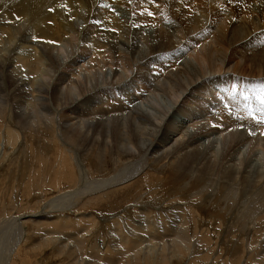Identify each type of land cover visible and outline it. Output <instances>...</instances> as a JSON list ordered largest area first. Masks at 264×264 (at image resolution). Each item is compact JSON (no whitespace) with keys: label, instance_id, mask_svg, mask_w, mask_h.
<instances>
[{"label":"bare ground","instance_id":"1","mask_svg":"<svg viewBox=\"0 0 264 264\" xmlns=\"http://www.w3.org/2000/svg\"><path fill=\"white\" fill-rule=\"evenodd\" d=\"M57 2L62 8L55 14L53 12L55 11ZM150 2L151 0H104L103 2L101 0H52L51 3H48V0H0V165L5 161L4 158L6 156H10L5 153V147L10 151L14 150V152H17L19 149H22V146L24 147L22 151L25 150V146H27L26 149H30L32 152L34 143L32 144L31 140H27V134L30 133L36 138L42 132H46V134L49 133V136L51 135L49 138H51L50 140L53 142L51 144H53L57 150V156L55 155L56 157L54 158L53 164L54 170L57 171L55 176L57 177L59 175V170L61 169L62 172L60 170L59 176L65 180L70 177L72 172L71 169H73L74 174L76 175L77 173V179L79 173L81 182H83V186H80L81 188H78L76 192L74 191V195L72 191V194H70L71 192L63 194L64 197L58 196L52 199L49 204L47 203L50 209L49 211L56 213H63L62 211L66 209V206H69V202L72 201V199L69 198L70 196H72V198L74 196L78 198L76 200H79V197L82 199L83 196L96 194L108 189L112 190V187H117L119 185V187L124 185L123 187H125V189L130 188L131 183L127 184V180H131L139 172H142L147 165L146 163H148V167L158 164L162 166L161 168L166 166L174 171V174H169L173 176L172 179H166V177H163L162 173L161 177L158 171H155V168L152 166V169L149 170L152 173L145 172L146 176L142 175L144 179H141V182L140 180L136 182L141 186L145 184L149 188L148 191L152 189L150 193L148 192L149 194H146V196L150 195V198H147L148 201L150 199V202L143 200L141 195H139L137 201L129 203L130 208L126 209L127 213L125 215L127 218L128 213H135L136 218L132 220H140H136L137 222L135 223L129 219L132 225L135 226L134 230L137 228V231L139 230L145 234H151V239H148L146 235L147 238H145L150 240V243H152L154 239H157L160 241L159 243H162L163 247L160 244L162 248L159 247L160 250L156 249V251H158L155 254L151 253L153 249H146L148 251L144 249L141 251V249L136 248L140 250V253H138V251V254L134 255L133 260L131 259L132 257H130L131 260L129 259L125 264H171L169 261L174 260L176 256H180L179 258H181L183 253H185L187 257L192 255L194 252L192 246L189 244H192L193 240L191 239V235L189 237L185 234H189L188 231L192 225L194 229H191V234L192 231H194L195 234L193 235H197V241L199 243H205L206 245L210 244L208 237L213 230V233H215V231L225 232L226 236L222 237V241H220L221 247L217 245L219 247V252L221 251L224 256L229 253H224L221 249L232 247V256H237L231 258L226 257L229 260L238 262L243 259V261H249L252 264H264V224H262L264 220V167L261 166V176L255 181V177H253L254 174L249 175L250 172H252L251 169L255 166H253L252 163L246 162V159L243 157L245 151L239 153V151L230 152L228 150L221 157V155L216 154L217 151L214 147L204 148L202 150L203 147L200 146L201 143H206V141H210L211 144H217L222 135L228 136V138L235 143L246 141L248 138H253L255 141H264V0H153L155 3V10L158 11L165 20L173 22L172 18L176 17L172 24L174 28L172 32L175 33L174 35H180L178 38L181 40L177 39L178 41L173 43L175 47H173L169 41H161L154 45L151 44L149 53L140 55L134 59L135 48H137L136 42L134 43L137 34L135 30L140 28L141 23V20L134 19V17H140L141 12L131 14V17L129 19L127 18L129 26L121 24L118 14L115 13H118L123 7L132 12L133 5ZM111 3H115V5L112 6ZM180 6H182V8L186 7V12H182L183 10ZM146 7L148 13H152L153 7ZM217 7H219V11H216ZM175 8L181 11L180 18H178L179 13ZM242 8L243 10H241ZM83 9L86 12L82 15L80 12ZM169 9H171V11H169ZM100 10H102V14L98 13ZM84 15L86 16L84 17ZM191 15L193 18L192 20L188 22L184 20L186 17L188 19V16ZM78 18L83 21L84 28H82V30H78L74 22V20H79ZM101 18H105V21L103 22ZM255 19L256 21L254 22L253 20ZM24 20L28 21V24H24L21 27L20 25L23 24ZM95 21H97V23L102 22V24H96ZM241 23L247 24L244 34L243 30H241ZM96 25L99 27L101 26L105 30L108 29L109 34L113 32L112 34L117 36L103 34L104 37L107 36L108 38L107 43L103 41L106 44H99L97 39L90 41L86 36L96 33L95 30H92L97 27ZM96 30L98 31L99 28H96ZM158 30L168 39L172 38V36H169V34L165 32V29L158 27L157 31ZM99 36H101V34H96L94 37ZM129 36L131 45L129 44L130 46L128 47L126 43L129 42ZM173 38L171 40H173ZM90 42L97 44L96 49L91 51L87 49ZM170 45L172 49H167ZM107 46H109V50L106 51ZM123 46L130 50L131 55H127L123 52L125 50L122 51V49H120ZM175 48H177V50H175ZM102 49L105 51L101 52ZM51 50L58 53L57 55L65 56V59L61 60V62L58 61L59 64L56 63L54 58H56L57 55L53 57V55L50 54ZM95 50L97 51L95 52ZM189 51L197 56L202 66L207 67L212 73L207 76L204 75L203 72L199 76L194 77L181 72V70L178 69L179 66L176 68L177 64L175 63L180 59V53H187ZM87 52L97 54L100 60L88 59L90 55H88ZM247 52H250V54L245 55ZM83 56H87L85 57L87 61L84 60L82 62ZM235 57L243 63L238 68L232 67V59ZM255 57L258 58L250 62V59ZM77 63H82L80 65L82 70L80 69L81 71L73 72V67ZM112 66L118 69L112 76V80L114 79L115 82H112V80L107 82V80H105L103 83H99L89 78V81L84 79L80 80L79 78L82 71L90 75L92 70L98 72L103 68L109 69ZM170 69L177 70L175 72L178 75L177 79L173 75H170L171 73H168ZM117 72L121 74L118 75ZM182 75H184L186 79L182 80ZM246 77L254 79L248 81L244 79ZM127 80L129 81L127 82ZM161 81H163V83H160ZM81 83H85L87 86L82 87ZM132 85L135 87H131ZM225 87L230 95L234 97L233 117L235 125L230 128L222 129L220 127L207 126L208 130H206V123H203L204 118H211L210 114H212L214 109L223 110L225 100L229 97L226 92H221ZM6 90L7 92L10 90V92L6 93ZM216 92L220 93L216 94ZM147 94L149 96H147ZM150 95H152L153 98H151ZM207 95H213L214 98L208 99ZM163 96H166L170 102V105L167 107L165 106L167 110L166 116H150V114L144 113L143 109L134 106L136 102L142 103L143 101H147L146 98H150L152 101L156 99L153 109L154 111L156 109L158 111V109L162 107H160L161 103L157 102V99L161 97L162 102H164L165 99H162ZM45 97H47V100H45ZM47 103L48 105H46ZM178 115L184 116V121L182 120L183 122L180 123L182 127L179 132H177L173 124ZM228 122L231 124L233 120L228 118ZM225 130L227 131L225 132ZM200 135H202V137L199 138L198 136ZM42 137L40 138H45ZM209 137H212V139ZM202 139L205 140L202 141ZM38 140L37 142H39ZM44 140H42V142ZM27 144L30 145L29 148ZM229 144H231V142ZM38 145L40 144L38 143ZM51 146L47 148L54 149V147ZM39 147L42 148L45 146L42 145ZM260 147L264 152V142L260 144ZM47 148H44L46 154L50 151V149L48 151ZM22 151L20 153L18 152L20 156ZM248 152L251 153V151ZM34 154L36 155V153ZM214 154H216L215 157L218 160H221L222 166L227 167L225 171H222L220 166L214 164L212 160ZM17 156L19 155H16V157ZM20 156L18 158H20ZM95 156L96 158H91ZM108 156L111 158L110 160L113 165L112 170L114 172L111 173L112 171L110 170V176L108 175L109 173L107 174V172H105L108 177L103 178L100 176V178H96L93 176L95 179H90L89 176L92 174L95 175L96 171H91L92 173H90V163L87 164V159H92V161L89 160L92 162L91 165H93L96 170H99L106 165L105 161H108ZM33 160L35 159L33 158ZM43 160L39 161L42 164L46 163L43 166L42 172L44 176V167L47 168L49 160L45 162ZM120 162H122L121 165L123 166L117 168L116 166H120ZM4 165L5 164H3V166ZM22 165L25 166V163ZM235 167H237V169ZM27 168L26 171L28 172ZM68 168H71V172ZM104 168L105 167H103V169ZM115 168L117 169L115 170ZM19 169L21 171L22 168ZM102 171L99 170V173L102 174ZM17 172L19 173L18 168ZM17 172L16 174H18ZM30 172L32 173V171ZM168 173L169 171H167V175ZM8 175L11 176V174H7L8 178ZM46 175L48 174L46 173ZM15 177L16 176H14V181ZM211 179L214 180L211 181ZM21 180L25 182V178ZM87 180H89V182ZM168 185H171L172 189L175 190L174 194L170 193L171 196L169 201V194L167 193L169 190L166 188ZM132 186L135 187L136 185L132 184ZM141 186L136 189L137 192L143 189ZM68 187L70 186L68 185ZM203 187L206 190H204ZM36 189L37 188H35V190ZM7 190L9 191L10 189ZM128 193H130V190ZM128 193L123 195L128 196ZM160 193L165 195L161 198L158 197L159 200L157 198L155 202L161 204V206L154 207L155 205L152 204L151 201L153 200H151V197ZM38 194L39 193H37V195ZM39 196L37 197L39 198ZM143 197L145 198L144 195ZM15 199L17 198L15 197ZM45 205L46 204H44V206ZM208 206L214 207L215 210H207V212L206 209L209 208ZM187 207L189 208L187 209ZM178 212H180V215H178ZM121 214L122 213H120V215ZM155 214L161 215L160 219L158 218L159 220H156ZM46 215H48V213ZM187 216L190 218H187ZM82 219L83 218H81V220ZM120 219H116L113 223H116L117 226L118 224L120 225ZM184 219L191 220V225L184 223ZM61 220H63V218ZM61 220L34 221V219H30L29 222L32 221L37 229L41 226H45L46 230L43 229V231H41H45L43 234L44 236H52L68 230H74L75 232L73 234H75V236L77 235V237H70V239L76 243L80 250L84 252L87 251L86 253L89 254L91 253L95 258L101 257L102 260L109 259V263H112L110 260L118 259H115L114 256L116 252H114V255H111L113 252L110 253L111 251H108L111 244L109 246L108 244H104L106 242L100 244V241H98L97 244V240L96 242L92 240L96 232L92 233L93 235L90 233V237L87 240H83V237L81 238L79 236L82 234L84 236V233H88L86 228L81 226L82 222L77 230H75L74 228L71 229L69 226L70 223ZM91 222L89 224H91ZM97 223L96 228L98 226ZM98 224L99 226L102 225L100 223ZM49 225H52V227L48 229L47 227ZM77 225H75V227ZM111 225L115 226L113 224ZM1 226H3V224ZM119 227L121 228L122 226ZM19 229L20 228L17 227L14 231L9 229L5 238L2 239L3 242L2 244L0 243V264H14L11 261V257L14 253L16 254L15 257H20L18 256L20 252L16 251V247L20 245V243H22L21 245L27 243L29 231L26 227L22 229V231ZM126 229L127 228H125V230ZM209 229H212V231ZM0 230L2 231L1 228ZM125 230L123 228V233L127 231ZM161 231L163 234H161ZM111 232L115 234V232ZM128 232L132 233L130 231ZM123 233L119 230V233L116 234L120 236V234ZM3 235L4 234H2V236ZM220 235L221 234L218 236ZM98 236L101 235H95V237L100 240ZM162 236L164 237L162 238ZM228 237H231L230 239L236 238L237 241L239 239L242 243L245 242L246 246L248 244L251 246L242 248L238 243L232 242L231 244L230 241H227V239H229ZM51 238L50 240L46 239L39 245L38 243L31 245V247H39L38 253H43L45 249L51 248V252L56 253L58 258H69L66 264H76L75 260L73 262V252L69 251L63 244L58 243L56 239V241H53ZM104 238L106 239V236ZM164 238H167L166 240H169L170 243L168 244L166 241L161 242L164 241ZM146 239L145 241H147ZM218 239L219 238L214 240L219 241ZM41 240L42 239H40V241ZM157 240H155V242ZM214 240L212 243H216ZM62 241L64 243L63 239ZM126 243L127 242H125V245ZM129 243L131 242L129 241ZM148 243L149 241H147L146 244ZM182 243L187 244L186 247H183ZM11 245L13 246L11 247ZM125 245L124 247H126ZM129 245L127 246L129 247ZM155 245H153L152 248ZM212 245H214V248H217V245ZM106 246H108V249ZM143 246L146 245L143 244ZM124 247L122 249H125ZM21 249L22 248H20L19 251H21ZM74 249L75 248H72V250ZM195 249H197V247ZM132 250L135 251L133 248ZM248 250L250 254L246 252ZM125 251L126 250H124V252ZM168 251L169 253H167ZM9 252L13 254H9ZM131 253L129 252L128 254L130 255ZM125 255L127 256V254ZM84 256H86V254ZM203 257L206 259L208 258L206 255ZM21 259V264H28V261H26L27 257H22ZM213 259H215V257ZM221 260L223 261V258H221ZM207 262L210 261L207 260ZM229 263L231 264V261ZM217 264H219V262H217ZM241 264H243V262Z\"/></svg>","mask_w":264,"mask_h":264},{"label":"rangeland","instance_id":"2","mask_svg":"<svg viewBox=\"0 0 264 264\" xmlns=\"http://www.w3.org/2000/svg\"><path fill=\"white\" fill-rule=\"evenodd\" d=\"M51 1L52 0H48V3H51ZM102 2L104 1V0H101ZM38 3V2H37ZM177 3V2H176ZM42 4V3H41ZM112 4V6H114L115 5V3H111ZM43 5H45V4H43ZM146 6H152L153 7V11H152V13H148V9H147V7ZM61 8H62V6H60L59 5V3L57 2L56 3V7H55V11L53 12V13H55V14H57V12H59L60 10H61ZM180 8L183 10L182 12H186L185 10H186V7H183L182 8V6H180ZM175 9H177L178 10V13H179V17L178 18H180L181 17V14H180V10L178 9V8H175ZM217 10L216 11H219V7H217L216 8ZM241 10H243V8L241 9ZM83 11V12H82ZM169 11H171V9H169ZM84 12H86L84 9L83 10H81V14L83 15L84 14ZM120 12V13H119ZM137 12H141V15H140V17L139 16H135L134 17V19L136 18V19H139V20H141V23H140V28H142V29H140V28H138V27H135V28H138V29H136L135 30V32L137 33L136 34V38H135V40L136 41H134V43L135 44H137L136 45V47L137 48H135L136 49V51H135V57H134V59L135 58H137V57H139L140 55H143V54H147V53H149V50H150V45L152 44V45H154V44H156V43H158V42H161V41H166V42H168L169 41V43L170 44H172V46L173 47H175L174 45H173V43L174 42H176V41H178V40H181L180 38H178V37H180V35H174L175 33H173L172 32V30L174 29L173 27H172V24H173V22L175 21V18L176 17H173L172 18V21L173 22H170V21H167V20H165L159 13H158V11H156L155 10V3L153 2V0H151V2L150 3H144V4H141V3H139V4H136V5H133V9H132V12L131 11H128L127 10V8H121L119 11H118V13H115V14H118V16H119V19H120V21H121V24H125L126 26H129L128 25V19L131 17V14H135V13H137ZM98 13L99 14H102L103 12H102V10H100V11H98ZM127 13V14H126ZM229 15H232V14H229ZM86 15H84V17H85ZM114 16V15H113ZM125 16V17H124ZM127 16V17H126ZM128 18V19H127ZM79 19V18H78ZM98 19H100V18H98ZM101 19H103V22L105 21V18H101ZM127 19V20H126ZM193 18H192V15L191 16H188V19H187V17L184 19L185 21H190V20H192ZM228 19V18H227ZM257 19V18H256ZM256 19L255 20H253L254 22L256 21ZM126 20V21H125ZM79 21V22H78ZM146 21V22H145ZM74 22H75V24H76V26H77V28H78V30H82V28H84V25H83V21H82V19H79V20H74ZM96 22V24H102V22H98L97 23V21H95ZM94 22V23H95ZM145 22V23H144ZM93 23V24H94ZM130 23V22H129ZM258 23V22H257ZM24 24H28V21H26V20H24L23 21V24H21L20 26L22 27ZM131 24V23H130ZM152 24H154V25H152ZM139 25V24H138ZM245 25V26H244ZM247 24H243V23H241V30H243V34H244V31L246 30V26ZM93 26V25H92ZM97 27V29L99 28V30L97 31L96 30V28H93L92 30L94 31H96V33H93L92 35L90 34V35H88V36H86L87 38H89V40L90 41H92L93 39H97V41H98V43L99 44H106L107 43V41H108V38H107V36L106 37H104V35H115V34H112L113 32H110V34L108 33L109 32V30L108 29H103L101 26L99 27L98 25H96ZM160 27V28H163V29H165V32L166 33H168L169 34V36H172V38H173V36H174V38H173V40H171L172 38H170V39H168L163 33H161L160 32V30H158L157 31V29H158V27ZM122 30V29H121ZM126 30H128V29H126ZM129 31V30H128ZM81 33V32H80ZM96 34H101V36H99V37H94ZM104 34V35H103ZM143 35V36H142ZM94 37V38H92V37ZM115 36H117V35H115ZM126 37V36H125ZM129 42L128 43H126V45L129 47L130 45H131V42H130V36H129ZM178 39V40H177ZM175 40V41H174ZM103 41H106V43H104ZM29 42H30V40H29ZM31 44V43H30ZM130 44V45H129ZM96 46H97V44L96 43H89L88 44V46H87V49H89V51H91V50H93V49H96ZM126 47H121L120 49H122V51L123 50H125V51H123L124 53H126L127 55H131V53H130V50L129 49H125ZM169 48H171L172 49V47H171V45L167 48V49H169ZM107 50H109V46H107L106 47V51ZM175 50H177V48H175ZM97 50H95V52H96ZM105 50H101V52H104ZM94 52V51H93ZM93 52H87V54L88 55H90L89 56V58L88 59H91L92 58V60L93 59H95V60H100V58L98 57V55L97 54H94ZM196 52H198V51H196ZM51 55H53V57L55 56V55H57L58 53H56L54 50H51V53H50ZM246 54H250V52H247V53H245V55ZM82 55V54H81ZM116 55H118V54H116ZM191 55V56H190ZM59 56V57H58ZM58 57V58H57ZM85 57H87V56H85ZM85 57L83 56V58H82V62L84 61V60H86L85 59ZM180 59L175 63V64H177V67L176 68H178V66H179V70H181V72H184V73H186V74H188V75H192V76H194V77H197V76H199L201 73H203L204 72V75H209L210 73H212V72H210L208 69H207V67H204V66H202V64L200 63V61H199V59H198V57L197 56H195V55H193V53L191 52V51H189V52H183V53H180ZM183 57V58H182ZM59 58H60V60H59ZM258 57H255V58H252V59H250V62H252L254 59H257ZM55 59V61H56V63H58V61H60L61 62V60H63V59H65V56H61V55H57L56 56V58H54ZM233 61L234 60H236V61H232V67L234 66V67H240L243 63L242 62H240L238 59H236V57L235 58H233L232 59ZM87 61V60H86ZM59 64V63H58ZM82 63H77L74 67H73V72H77V71H81L82 70V68L80 67V65H81ZM181 66V67H180ZM247 67H249L248 65H246ZM80 67V68H79ZM113 67V66H112ZM110 67L109 69L108 68H103L101 71H98V72H96V70L94 71V70H92V73L89 75V74H87V72H85V71H82L81 73H80V75H79V78H80V80H88L89 81V79L91 80H93V81H97V82H99V83H103L105 80H107V82H109V81H111L112 80V76L114 75V73L116 72V71H118V69H116L115 67ZM79 68V69H78ZM81 69V70H80ZM177 70H173V69H170L169 70V72L168 73H171L170 75H173L176 79H177V74L175 73ZM96 73V74H95ZM173 73H175V74H173ZM117 74L119 75V74H121L120 72H117ZM90 76H92V77H90ZM96 76V77H95ZM107 77V78H106ZM89 78V79H88ZM256 78V77H255ZM184 79H186V77L184 76V75H182V80H184ZM245 80H248V81H252L254 78H244ZM129 80H127V82H128ZM112 82H115V80L113 79L112 80ZM160 83H163V81H161ZM82 84V87L83 86H87L85 83H81ZM131 87H135L134 85H132ZM157 88V87H156ZM84 89V88H83ZM8 92H10V90L8 91ZM7 92V90H6V93H8ZM131 92H134V91H131ZM221 92H226L227 94H228V98L225 100V105L223 106V110H219V109H214L213 110V112H212V114H210L211 115V118H209V117H206V118H204V121H203V123H206V125H205V129L206 130H208V128H207V126H212V127H220L221 129L222 128H230V127H232V126H234L235 125V123H234V117H233V114H234V108H233V101H234V97L233 96H231L230 95V93H229V91L227 90V88L225 87V88H223L222 90H221ZM218 93H220V92H216V94H218ZM147 96H149L148 94H147ZM150 97L151 98H153V96L152 95H150ZM200 97V96H199ZM165 99L164 100V102H162V100H161V97H160V99H157V102H159V103H161V105H160V107H162V108H160V109H158V111H157V109L154 111V109H153V106L155 105V103H156V99H153V101H152V99L150 100V98H146L147 99V101H143L142 103H135L134 104V106H137V107H139V108H141V109H143V112L144 113H146V114H150V116H157V117H161V115L162 116H166V112H167V110H166V108H165V106L167 107L168 105H170V102H169V100H168V98L165 96H163L162 97V99ZM207 98L208 99H213L214 98V96L212 95V96H209V95H207ZM191 99V98H190ZM45 100H47V97H45ZM150 100V101H149ZM161 101V102H160ZM188 101V100H187ZM139 102V101H138ZM148 102V103H147ZM150 102V103H149ZM155 102V103H154ZM191 102V101H190ZM190 102H187V103H190ZM137 104V105H136ZM144 104V105H143ZM165 104V105H164ZM46 105H48V103L46 104ZM207 109V108H206ZM264 110V109H263ZM184 116H181V115H178L177 117H176V120L173 122V124H174V126L176 127V129H177V132H179V130L181 129V122H183L184 121ZM228 118H230V119H232L233 120V122L230 124L229 122H228ZM183 120V121H182ZM186 121V120H185ZM188 121H189V119H188ZM253 122V121H252ZM254 123V122H253ZM255 124V123H254ZM211 131H213V130H211ZM227 130H225V132H226ZM16 132V131H15ZM15 132H14V134H15ZM197 134H198V132H197ZM41 135V136H40ZM48 135V136H47ZM27 140L28 141H30L31 140V143L33 144V150H32V152H31V150L30 149H26L27 148V146H25V150H23L22 151V149H24V147L22 146L21 148L22 149H19L17 152H14V150H9L7 147H5L4 149H5V153H7L8 155H10V156H6L5 158H4V160L5 161H3L2 162V165H0V175L3 177V176H5V177H1L0 176V228L2 229V231L0 230V243L2 244V242H3V240L2 239H4L5 238V236L7 235V233L9 232V229H12L13 231L16 229V227L17 228H20L19 230L20 231H22V229H24L25 227L26 228H28V236H29V239L27 240V243L24 245H21L22 243H20V245H17V247H16V251H18V252H20V253H18V256H20L21 258L22 257H27V260L26 261H28V264H29V262H30V264H66V262L68 261V259L66 258V257H63V258H58L56 255V253H54V252H51V248L49 249V248H47V249H45L44 251H43V253L42 252H40V253H38L39 252V247H31V245H34V244H37L38 243V245L39 244H41V242H43V241H45L46 239H49L50 240V238L51 239H53V241L56 239L57 240V242L58 243H61V244H63L67 249H69V251H72L73 252V262H74V260H75V262H76V264H79V263H82V264H99V263H101V264H105V263H107V264H113V263H115V264H125L127 261H129V259H130V257H132L131 259L133 260V257H134V255H137L138 253H140V250H137V249H141V251H143L144 249L146 250V249H148V250H152V254H155L157 251H156V249H159L160 250V248H162L163 246H162V243H159L160 241L159 240H157V239H154V241L153 242H155V240H157L154 244H152V243H150L151 241L150 240H148V239H151V234H145L144 232H142V231H137V228L134 230V225H132V222L131 221H134L135 223L137 222L136 220H140V219H136V220H132V219H135L136 218V214L135 213H132V212H130V211H128V212H130V213H128V216H127V218H126V213H127V208H130V205H129V203H131V202H134V201H137L138 200V196L139 195H141V198L143 199V200H145V201H148V199L147 198H150V195H147L146 196V194H149L151 191H152V189L150 190V191H148V187L145 185V184H142V186L141 185H138V183H136V182H138L139 180H140V182H141V179L143 180L144 179V177L142 176V175H145L146 176V174H145V172H150V173H152L151 171H149L150 169H152V166H153V168H155V171L157 170L158 171V173L161 175V173H162V175H163V177H166V179H168V180H171L172 179V175H169L170 173L171 174H174V171H172V169H170V168H167L166 166H164L163 168H161L162 166L161 165H150L149 167H148V163H146L147 165L145 166V169H143V171L142 172H139L137 175H135L131 180H127L128 182H127V184H130L131 186H130V188H128L129 190H130V193H128L129 192V190L126 188L125 189V187H123V186H121V187H119V186H115V187H112L113 189L112 190H110V189H108V190H104L103 192H104V194H103V192H99L100 193V195H99V193H96V194H90V195H87V196H83L82 197V199H81V197H79V200H76V199H78V198H75L74 196H73V198H72V196H70L69 198H71L72 199V201L71 202H69V206H66V211L64 210V211H62L63 213H61V212H50L49 210V207L47 206L50 202H51V200L52 199H54V198H56V197H58V196H61V197H64L63 196V194H67V193H70V194H72V191H73V195L75 194L74 193V191L76 192V190L78 189V188H81L80 186H83V182H81V178H80V175H79V173H78V179H77V173H76V175L74 174V170L73 169H71V168H68V170L71 172V170H72V172H71V174H70V177H68V178H66L65 180L64 179H62L59 175H60V170H59V175L56 177L55 176V173L57 172V171H55L54 170V168H53V164H54V158L57 156V150H56V148L54 147V145L53 144H51V143H53L52 142V140H50L51 138H49V137H51V135L49 136V133H47L46 134V132H42L41 134H39L38 135V137H36L35 138V136H33L32 134H30V133H28L27 134ZM31 136V137H30ZM37 136V135H36ZM42 137V138H44V139H41L40 137ZM30 137V138H29ZM33 137H34V139H33ZM199 138L200 137H202V135H200V136H198ZM38 138H39V140H38ZM47 138H48V141H47ZM210 139H212V137H209ZM34 140V141H33ZM35 140H36V142H37V140L39 141V142H35ZM41 140V141H40ZM42 140H44L43 142H42ZM49 140H50V142H49ZM205 139H202V141H204ZM207 140V139H206ZM33 141V142H32ZM45 142H46V145H45ZM49 142V143H48ZM213 142V141H212ZM231 142V144H229ZM262 142H264V141H255V140H253V138H248V140H244V141H241V142H239V143H235V142H232L229 138H228V136H225V135H222L221 137H220V139H219V141H218V143L217 144H211L210 143V141L208 142V141H206V143H201V147H203L202 148V150L204 149V148H213L214 147V149L217 151V153L216 154H218V155H221V157L224 155V153L226 152V151H230V152H236V151H239V153H242L243 151H245V153L243 154L244 156V158L246 159V162H248V163H252L253 164V166H255V167H253V169H251V171L252 172H250V174L249 175H253V177H255V181H257L258 179H259V177L261 176V173H262V167H264V152H263V150H262V148L260 147V144L262 143ZM38 143L40 144V145H38ZM35 144H37V145H35ZM49 144V145H48ZM28 145V148H29V144H27ZM45 146V147H39V146ZM52 145V146H51ZM54 147V149L53 148H47V147ZM39 147V148H38ZM44 148L46 149L47 148V150L49 151V149H50V153L48 152L47 154H46V150H44ZM36 149V150H35ZM43 151H42V150ZM29 150V151H28ZM53 150V151H52ZM55 150V151H54ZM208 150V149H207ZM206 150V151H207ZM22 151V153H21V156H20V154H18V152L20 153ZM26 151V152H25ZM38 151V152H37ZM248 151H251V153L250 152H248ZM11 152H13V153H11ZM25 152V153H24ZM10 153V154H9ZM34 153H36V155L34 154ZM40 155H38V154ZM43 154V155H41V154ZM250 153V154H249ZM13 154V155H12ZM25 154V155H24ZM46 154V155H45ZM53 154V155H52ZM216 154H214L213 155V162H214V164H217L218 166H220L221 167V169H222V171H225L226 169L225 168H227V167H223L222 166V162H221V160H218L216 157H215V155ZM16 155H19L20 156V158H18L19 156H17L16 157ZM24 155V156H23ZM56 155V156H55ZM93 155V154H92ZM256 155H261V156H256ZM27 156V157H26ZM41 156H42V158H41ZM46 156V157H45ZM12 159H11V158ZM22 157H23V159H22ZM29 157H31V158H29ZM52 157V158H51ZM33 158L35 159V160H33ZM38 158V159H37ZM91 158H96V156L95 157H91ZM7 159V160H6ZM11 159V160H10ZM14 159H16V160H14ZM19 159V160H18ZM37 159V160H36ZM43 159H46V160H43ZM50 159H51V161H50ZM111 158L108 156V158H107V160L108 161H105V163H106V165H104L103 167H105V168H107V169H103V167H101L99 170H103L102 172L104 173H99V170L97 169L96 170V168L93 166V165H91L92 164V162H90V161H92V159H87L88 161H86L87 162V164H89V167H90V173H92L93 171H96L94 174L95 175H91V176H89L90 177V179H95L94 177H98V178H100V176L101 177H108L107 176V174L110 176L111 174H110V172L111 173H113L114 171L112 170L113 169V165H112V161L110 160ZM13 160V161H12ZM22 162H21V161ZM27 160V161H26ZM39 160H43L44 162L45 161H48V163L49 164H47V168L46 167H44V176H43V174H42V172H43V166H44V164H46V163H44V164H42ZM53 160V161H52ZM90 160V161H89ZM17 161H18V164H17ZM19 161H20V163H19ZM26 161V162H25ZM36 161V162H35ZM6 162V163H5ZM9 163H11V164H9ZM24 164L25 163V166L24 165H22V164ZM37 163H38V166H37ZM108 163V164H107ZM3 164H5L4 166H3ZM21 166H20V165ZM26 164H27V166H26ZM31 164V165H30ZM32 164H34V165H32ZM40 164V165H39ZM120 164V166L119 165H117L116 167L118 168V167H121V166H123V165H121L122 164V162H120L119 163ZM19 165V166H18ZM29 165V166H28ZM110 165V166H109ZM35 166H36V168H35ZM52 167V169H51V167ZM107 166V167H106ZM229 166H230V164H229ZM262 166V167H261ZM5 167V168H4ZM13 167V168H12ZM28 167V168H27ZM3 168H4V171L2 172V170H3ZM17 168H18V171H19V173L17 172ZM19 168H22L21 169V171H20V169ZM25 170H24V169ZM26 168L28 169V172L26 171ZM41 168V169H40ZM117 168H115V170L117 169ZM236 169H237V167H235ZM6 169V170H5ZM71 169V170H70ZM159 169V170H158ZM161 169H162V171L163 170H165V171H161ZM170 169V170H169ZM13 170V171H12ZM37 172H36V171ZM42 170V171H41ZM53 170H54V173H53ZM111 170V171H110ZM27 173H26V172ZM30 171H32V173L30 172ZM92 171V172H91ZM167 171H169V173H168V175H167ZM171 171V172H170ZM255 171V172H254ZM5 172H6V174H5ZM9 172H11V173H9ZM16 172L18 173V174H20V175H18V174H16ZM61 172H62V170H61ZM105 172H107V174L105 173ZM254 172V173H253ZM2 173V174H1ZM23 173V174H22ZM27 175H26V174ZM31 173V174H30ZM36 173V174H35ZM46 173L48 174V175H46ZM256 173V174H255ZM7 174H11V176L10 175H8L9 176V178L7 177ZM30 174V175H29ZM98 174V175H97ZM100 174V175H99ZM106 174V175H105ZM159 174H158V176H159ZM167 176H166V175ZM26 176V177H24V176ZM47 177H46V176ZM54 175V176H53ZM97 175V176H96ZM103 175H105V176H103ZM162 175H161V177H162ZM14 176H16L15 177V181H14ZM18 176V177H17ZM20 176V177H19ZM74 176H76V177H74ZM94 176V177H93ZM13 177V178H12ZM21 177H24L25 178V182H24V180H21V179H24V178H21ZM27 177H28V179H27ZM31 177V178H30ZM40 177H41V182H40ZM44 177V178H43ZM91 177H93V178H91ZM169 177V178H168ZM8 180H7V179ZM13 180H12V179ZM38 178H39V180H38ZM48 178V179H47ZM71 180H70V179ZM3 179V180H2ZM6 179V180H5ZM36 179V180H35ZM50 179V180H49ZM75 179H77V180H75ZM89 179V180H90ZM20 182H19V181ZM74 180H75V182H74ZM89 180H87L88 182H89ZM214 179H211V181H213ZM13 181H14V184H13ZM44 181V182H43ZM69 181H71V182H69ZM91 181V180H90ZM4 182V183H3ZM8 184H7V183ZM16 182V183H15ZM19 182V183H18ZM21 182H22V184H21ZM43 182V183H42ZM69 182V183H68ZM87 182V183H88ZM135 182V183H134ZM27 185H26V184ZM38 183V184H37ZM40 183V184H39ZM68 183V184H67ZM82 183V184H81ZM84 183H86V182H84ZM143 183V182H142ZM11 184V185H10ZM21 184V185H20ZM32 184V185H31ZM43 184V185H42ZM77 184H78V187H77ZM132 184H134V185H136L135 187L134 186H132ZM2 185H4V186H2ZM40 185V186H39ZM68 185L70 186V187H68ZM203 185V184H202ZM55 186V187H54ZM139 186H141L143 189L142 190H140L139 192H137V188L139 187ZM2 187V188H1ZM6 187V188H5ZM11 187H14V188H11ZM39 187V188H38ZM42 187H43V189H42ZM45 187V188H44ZM75 187V188H74ZM119 187V188H118ZM133 187V188H132ZM145 187H147V188H145ZM171 187V188H170ZM5 188V189H4ZM35 188H37L38 190H40V191H38L37 189L35 190ZM114 188H117V189H114ZM167 190H169V191H167V193L169 194V198H168V201H169V199H170V196H171V194L170 193H173L174 194V192H175V190H173L172 189V186L171 185H168L167 187ZM7 189H10L9 191L7 190ZM26 189V190H25ZM32 189V190H31ZM43 191H42V190ZM124 189V190H123ZM203 189L204 190H206L204 187H203ZM18 190V191H17ZM25 190V191H24ZM127 190V191H126ZM5 191V192H4ZM28 191V192H27ZM42 191V192H41ZM47 191V192H46ZM55 191V192H54ZM107 191V192H106ZM119 191V192H118ZM133 191V192H132ZM136 191V192H135ZM144 191V192H143ZM9 192V193H8ZM11 192V193H10ZM46 192V193H45ZM117 192V193H116ZM149 192V193H148ZM233 192H235V191H233ZM31 193V194H30ZM34 193V194H33ZM37 193H39L38 195H37ZM41 193H43V194H41ZM45 193V194H44ZM49 193V194H48ZM51 193V194H50ZM120 193V194H119ZM125 193H128L129 195L128 196H125V195H123V194H125ZM139 193V194H138ZM142 193V194H141ZM10 194H11V196H10ZM16 194V195H15ZM48 194V195H47ZM98 194V195H97ZM103 194V195H102ZM115 194V195H114ZM32 195V196H31ZM36 195V196H35ZM40 195V196H39ZM111 195H113V196H111ZM143 195L145 196V198L143 197ZM163 195H165V194H162V193H160V194H157V195H155V196H152L151 198V200H153V201H151L152 202V204L153 205H155L154 207H160L161 206V204H158L157 202H155L156 201V199L159 197V198H161ZM34 196V197H33ZM37 196H39V198L37 197ZM46 196V197H45ZM103 196H104V198H103ZM173 196V195H172ZM3 197V198H2ZM15 197L17 198V199H15ZM44 197V198H43ZM122 197H123V199H122ZM125 197V198H124ZM136 197V198H135ZM159 198H158V200H159ZM103 201H101V200ZM108 199V200H107ZM121 199V200H120ZM75 200V201H74ZM90 200H91V205H90ZM97 200V201H96ZM99 200H100V203H99ZM16 201V202H15ZM162 201V200H161ZM168 201H166V202H168ZM43 204H42V203ZM76 202V203H75ZM78 202V203H77ZM96 202H97V204H96ZM118 202V203H117ZM148 202H150V199H149V201ZM154 202V203H153ZM162 202H164V201H162ZM48 203V204H47ZM72 203V204H71ZM89 203V204H88ZM93 203V204H92ZM99 203V204H98ZM108 203V204H107ZM156 203V204H155ZM160 203V202H159ZM44 204H46L45 206H44ZM106 204H107V206H106ZM125 204V205H124ZM75 207H74V206ZM103 205V206H102ZM157 205V206H156ZM97 206H99V207H97ZM123 206V207H122ZM129 206V207H128ZM174 206V205H173ZM212 206V205H211ZM211 206H208L209 208H207L206 209V211L208 210V211H213V210H215V208L214 207H211ZM44 207H47V208H44ZM70 207V208H69ZM175 207V206H174ZM190 207V206H189ZM189 207H187V209L189 208ZM41 208H42V210H41ZM213 208V209H212ZM46 209V210H45ZM155 209V208H154ZM157 210V209H156ZM166 210H167V208H166ZM165 210V211H166ZM124 211V212H123ZM188 211V210H187ZM207 211V212H208ZM42 212V213H41ZM157 212V211H156ZM41 213V214H40ZM48 213V215H46ZM55 213V214H54ZM60 213V214H59ZM120 213H122L121 215H120ZM123 213H124V215H123ZM22 214V215H21ZM63 214V215H62ZM133 214V215H132ZM34 215V216H33ZM37 215V216H36ZM39 215V216H38ZM52 215H54V216H52ZM56 215V216H55ZM114 215V216H113ZM178 215H180V212H178ZM83 216V217H82ZM112 216V217H111ZM124 216V217H123ZM131 216H132V218H131ZM135 216V217H134ZM155 218H156V220H159L160 219V217H161V215H156L155 214ZM60 217V218H59ZM77 217V218H76ZM107 217V218H106ZM114 217V218H113ZM120 217H121V219H120ZM29 220H28V219ZM43 218V219H42ZM63 218V220L64 221H67L68 223H70V227H71V229L72 228H74L75 230H77V228L80 226V223H81V226L82 227H84V228H86V231L88 232V233H84V236H83V234L82 235H79L83 240H87L89 237H90V233L92 234V233H95L96 232V234H94V237H93V239L92 240H94L95 242H96V240H97V244H98V241H100L101 243L100 244H102V243H104V242H106V243H104L105 245H107L108 244V246L111 244V245H113V246H109L110 248H111V250H110V248L108 249V246H106L107 247V249H108V251L110 252V253H112L111 255H114V252H116V254L114 255L115 256V259L116 258H118V259H116V260H110V262L112 261V263H109L108 261H109V259H103L102 260V258L100 259V258H95V256H93L91 253L89 254V253H86L87 251H83V250H80L79 248H78V246L76 245V243L72 240V239H70V237H77V235L75 236V234H73L75 231L74 230H72V231H70V230H68V231H66V232H61V233H63V234H61V233H59V234H56V235H52V236H44L43 234L45 233V231L44 232H41V231H43V229L44 230H46V228H45V226H41V227H39L38 229L33 225V222L31 221V222H29L30 221V219L31 220H33L34 219V221L36 220V221H41V220H43V221H48V220H50V221H52V220H61ZM79 218V219H78ZM81 218H83L82 220H81ZM85 218V219H84ZM120 219V225L118 224V226H117V224L115 225L113 222H115V220L116 219ZM159 218V219H158ZM187 218H190L189 216H187ZM65 219H67V220H65ZM78 219V220H77ZM87 219V220H86ZM123 219V220H122ZM127 219V220H126ZM129 219H131V221L129 220ZM63 220H61V221H63ZM74 222H73V221ZM84 220V221H83ZM88 220H89V222H88ZM101 220H102V223H101ZM108 222H107V221ZM110 220V221H109ZM112 220V221H111ZM114 220V221H113ZM129 220V221H128ZM2 221V222H1ZM28 221V222H27ZM72 221V222H71ZM78 221V222H77ZM93 223H92V222ZM122 221V222H121ZM17 222V223H16ZM88 222V223H87ZM91 222V224H89ZM100 223V224H102L101 226H99V224L98 223ZM105 222V223H104ZM111 222V223H110ZM126 224H125V223ZM131 222V223H130ZM9 223V224H8ZM31 223V224H30ZM96 223H97V225L99 226H97V228H96ZM104 223V224H103ZM109 225H108V224ZM129 223V224H128ZM184 223H188V224H190L191 225V220H187V219H184ZM3 224V226H1ZM17 224V225H16ZM24 224V225H23ZM78 224V225H77ZM84 224V225H83ZM111 224H113V225H115V226H112ZM122 224V225H121ZM262 224H264V220L262 221ZM75 225H77L76 227H75ZM126 225V226H125ZM133 226V228H132V226ZM90 226H92V227H90ZM105 226V227H104ZM107 226V227H106ZM110 226H111V228H110ZM118 228H117V227ZM119 226H122L121 228L119 227ZM6 227V228H5ZM50 227H52V225H49L47 228L49 229ZM113 227H116V228H113ZM94 228H95V230H94ZM104 228V229H103ZM109 228V229H108ZM123 228H124V230H125V228H127L125 231L126 232H124L123 233ZM130 228V229H129ZM133 229V231H132V229ZM6 229V230H5ZM93 229V230H92ZM100 229V230H99ZM112 229V230H111ZM115 229V230H114ZM129 229V230H128ZM191 229H194V226L192 225L191 227H190V230L188 231L189 232V234L188 233H185L186 235H188L189 237H190V235H191V239L193 240V243L192 244H189V245H191L192 246V249H193V254L192 255H190V256H186V254L185 253H183L182 255H181V258H179L180 256H176V258L174 259V260H170L169 262H171V264H217V262H219V264L221 263H224L225 264V262H226V264H230L229 262L231 261V264H241L242 262H243V264H246L247 262V264H252L251 262H249V261H243V259H242V261H238V262H240V263H238L237 261L235 262L234 260H229L228 258H231V257H236L235 255H233L232 256V247H230V248H226V249H224V248H222L221 250L224 252V253H229L228 255H223L222 253H221V251L219 252V250H218V245L220 246V241H222V237H224V236H226L225 235V232H223L222 233V231L220 232V231H215V233H213L214 232V230L212 231V229H209L210 231H212L211 232V235H209V237H208V239L210 240V244H208V245H206L205 243H199L198 241H197V235H193V234H195V232L194 231H192V234H191ZM113 231V233L115 232V234H112V232L111 231ZM119 230H120V232L121 233H123V234H120V236L118 235V234H116V233H119ZM7 231V232H6ZM40 231V232H39ZM98 231V232H97ZM105 231V232H104ZM128 231H130V232H132V233H129ZM135 231V232H134ZM71 232H72V235H71ZM102 234H101V233ZM109 232V233H108ZM135 234H134V233ZM137 232H138V234H137ZM140 232V233H139ZM26 233V232H25ZM125 233H126V236H125ZM217 233H218V235L219 234H221L220 236H218L217 235ZM2 234H4L3 236H2ZM68 234H70V235H68ZM97 234L98 235H101V236H98V238H100V240L99 239H97L96 237H95V235L97 236ZM110 234V235H109ZM111 234H112V236H111ZM161 234H163V232L161 231ZM210 234V233H209ZM214 234H216V235H214ZM27 235V234H26ZM63 235V236H62ZM93 235V234H92ZM117 235H118V237H117ZM122 235V236H121ZM141 235V236H140ZM148 237V239H146L147 237ZM193 235V236H192ZM65 236V237H64ZM66 236H67V238H66ZM106 236V239L104 238V237ZM143 236V237H142ZM211 236H216L215 238L214 237H211ZM218 236V237H217ZM2 237V238H1ZM42 237V238H41ZM45 237V238H44ZM54 237V238H53ZM113 238V239H111V238ZM122 237H123V239H122ZM132 237H134V238H132ZM139 237H142V238H139ZM146 237V238H145ZM164 236H162V238H163ZM211 237V238H210ZM221 237V238H220ZM69 238V239H68ZM120 238V239H119ZM125 238V239H124ZM127 238V239H126ZM129 238V239H128ZM135 238H136V240H135ZM147 240V241H149V243L150 244H152V245H150L149 243L148 244H146L147 243V241H145V239ZM217 239V238H219L218 240L219 241H216V240H214V239ZM229 239H227V241L229 242H231V244H232V242H234V243H238L242 248H244V247H249V246H251L250 244H248L247 246H246V244H245V242H243L242 243V241L240 240L239 241V239H238V241H237V239L235 238V239H230L231 237H228ZM40 239H42L41 241H40ZM62 239L64 240V243H63V241H62ZM102 239H104V240H102ZM111 241H110V240ZM138 239H141V240H138ZM167 238H164V241H161V242H167L168 244L170 243V241L169 240H166ZM211 239H212V241H211ZM18 240V239H17ZM55 240V241H56ZM71 242H70V241ZM102 240V241H101ZM114 240H118V241H114ZM124 240V241H123ZM125 240H128V241H125ZM142 240H144V241H142ZM213 240L216 242V243H212L213 242ZM223 240H225V239H223ZM233 240V241H232ZM234 240H236V241H234ZM110 241V242H109ZM113 241V242H112ZM129 241L131 242V243H133V244H131V243H129ZM136 241H138V242H136ZM34 242V243H33ZM68 242V243H67ZM125 242H127L126 243V245H125ZM140 242H142V243H140ZM7 243V242H6ZM75 243V244H74ZM114 243V244H113ZM120 243V244H119ZM140 243V244H139ZM157 243V244H156ZM233 243V244H234ZM19 244V243H18ZM68 246H66V245ZM99 244V245H100ZM119 244V245H118ZM122 244V245H121ZM132 246H130V245ZM137 244V245H136ZM143 244L144 245H146V246H143ZM156 244V245H155ZM160 244H161V246L162 247H160ZM212 244H215V245H217V248H214L213 246L214 245H212ZM14 245V244H13ZM13 245H11V247L13 246ZM75 245H76V247H75ZM124 245L126 246V247H124ZM127 245H129V247L127 246ZM153 245H155L153 248H152V246ZM159 245V246H158ZM186 245L187 244H184V243H182V246L183 247H186ZM230 245V244H229ZM229 245H228V247H229ZM36 246V245H35ZM115 246V247H114ZM121 246V247H120ZM135 246H138V247H135ZM141 248H140V247ZM147 246H148V248H147ZM204 246V247H203ZM207 246V247H206ZM121 248V249H119V248ZM125 248V249H122V248ZM144 247H146V248H144ZM158 247V248H157ZM160 247V248H159ZM197 247V249H195ZM211 247V248H210ZM213 247V248H212ZM221 247V246H220ZM20 248H22L21 249V251H19V249ZM25 248V249H24ZM71 248V249H70ZM72 248H75L74 250H72ZM113 248H114V251H113ZM130 248V249H129ZM132 248L133 249H135V251H133L132 250ZM137 248V249H136ZM150 248V249H149ZM165 248H168V247H165ZM9 249V248H8ZM24 249V250H23ZM38 249V250H37ZM49 249V250H48ZM79 251H77V250ZM117 251H116V250ZM208 249H209V251H208ZM217 249V250H216ZM11 250H12V248H11ZM10 250V251H11ZM41 250H42V248H41ZM123 250V251H122ZM124 250H129V251H125L124 252ZM137 250V251H136ZM148 250H146V251H148ZM214 250V251H213ZM15 251V252H16ZM139 251V252H138ZM189 251V250H188ZM22 252V253H21ZM120 252H122V253H120ZM124 252V253H123ZM131 253V252H133V253H131L130 255L128 254V253ZM136 252V253H135ZM138 252V253H137ZM217 252V253H216ZM239 252V251H238ZM248 254H250L249 253V250L248 251H246ZM12 253V252H11ZM10 252H9V254H11ZM26 253V254H25ZM86 254V256H84L85 254ZM121 255H120V254ZM167 253H169V251L167 252ZM221 253V254H220ZM13 254V253H12ZM75 254H77V255H75ZM124 254V255H123ZM125 254H127V256L125 255ZM216 254H219V255H216ZM14 255V256H13ZM12 255V257H11V261H12V263H16V264H21L22 262H21V258L19 257H15V253ZM30 255V256H29ZM40 255H42V256H40ZM129 255V256H128ZM204 255H206L208 258L206 259V258H204L203 256ZM239 255V254H238ZM51 256V257H50ZM84 256V257H83ZM90 258H89V257ZM122 256V257H121ZM213 256V257H212ZM220 256V257H219ZM29 257V258H28ZM78 257V258H77ZM82 257V258H81ZM94 257V258H93ZM190 257V258H189ZM215 257V259H213ZM220 258V260H219V258ZM226 257H228V258H226ZM46 258V259H45ZM93 258V259H92ZM184 258V259H183ZM218 258V259H217ZM221 258H223V261L221 260ZM17 261H16V260ZM19 259V260H18ZM40 259V260H39ZM44 259V260H43ZM95 259V260H94ZM122 259V260H121ZM130 259V260H131ZM195 259V260H194ZM198 259V260H197ZM200 259V260H199ZM227 261H226V260ZM36 260V261H35ZM42 260V261H41ZM82 260V261H81ZM97 260V261H96ZM118 260H119V262H118ZM181 260V261H180ZM207 260L208 261H210V262H207ZM219 260V261H218ZM225 260V261H224ZM10 261V262H11ZM34 261V262H33ZM81 261V262H80ZM94 261V262H93ZM101 261V262H100ZM184 261V262H183ZM213 261H214V263H213ZM215 261H216V263H215ZM234 261V262H233ZM48 262V263H47ZM103 262V263H102ZM118 262V263H117ZM246 262V263H245ZM141 264H143V263H141Z\"/></svg>","mask_w":264,"mask_h":264}]
</instances>
